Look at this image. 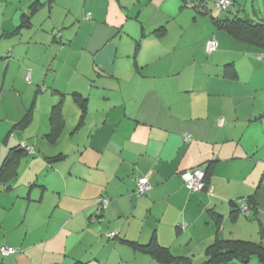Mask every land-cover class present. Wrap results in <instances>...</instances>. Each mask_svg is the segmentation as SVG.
Listing matches in <instances>:
<instances>
[{
    "label": "crops",
    "instance_id": "obj_1",
    "mask_svg": "<svg viewBox=\"0 0 264 264\" xmlns=\"http://www.w3.org/2000/svg\"><path fill=\"white\" fill-rule=\"evenodd\" d=\"M219 1L0 0V166L29 148L0 187V247L21 250L0 264H160L140 248L152 241L177 264L235 241L264 250V49L222 25L264 20V0ZM62 125L81 128L60 143ZM196 169L195 192L182 175Z\"/></svg>",
    "mask_w": 264,
    "mask_h": 264
},
{
    "label": "trees",
    "instance_id": "obj_2",
    "mask_svg": "<svg viewBox=\"0 0 264 264\" xmlns=\"http://www.w3.org/2000/svg\"><path fill=\"white\" fill-rule=\"evenodd\" d=\"M40 5L42 4L38 1L33 3V5L31 6V13L28 15L27 14L22 15L21 28L29 29L31 27L29 26L30 17L36 14ZM215 23L218 24L219 22L216 21ZM222 23H223L222 24L223 27L227 30V32L231 36L238 38L242 41L254 43L255 45H258L264 49V20L263 19L259 22H256L253 19L247 16H244L240 18L237 17V18L223 20ZM21 28H19V30H21ZM16 32L18 31H15L14 34H16ZM4 36H7V35H4ZM138 43L139 42H137V44ZM75 96L77 97L76 99L80 100V103L82 104V108H84L86 105L87 99L80 95H74V98ZM55 117L56 118L58 117L59 119V111L58 113L57 112L53 113L52 119L55 120ZM54 120H52L53 124H54ZM28 154L29 153H27V150H24V148L20 149V147H17L16 149L13 150V152L9 154V156L5 159V162L2 164V166H0V187L5 185L6 187H9V189L11 188V183H9L10 181L8 180H9V177H11V170L14 168L15 159L17 158L18 160L21 157H27ZM139 180H137L135 193L137 192V189H138L137 185H138ZM104 199H105L104 197L100 198L99 200L100 206L102 205L101 200H104ZM244 200H247L248 205L250 207V214H251L256 208L255 202L249 199H244ZM241 202L238 205L239 207H241ZM93 219L95 221L96 218H93ZM230 244L231 245L229 246H225V248L222 246L218 248H214L208 260L204 264H231L233 262H237L239 264H249L250 261H252L253 259H256L260 263L264 264V250L263 249L259 250L257 245L253 243L242 242V241H235V242H231ZM132 245H134V243H132ZM3 247H7V246H3ZM0 248H2V246ZM12 248L16 250L14 254L8 257H3L1 254L0 256L2 258H10V257H15L21 253L20 249H17L14 247ZM140 248L152 254L160 264H177V262L181 260L180 258L173 256V254L170 252L168 248L162 247L161 245H158L156 242H153V241L146 246H140Z\"/></svg>",
    "mask_w": 264,
    "mask_h": 264
},
{
    "label": "built area",
    "instance_id": "obj_3",
    "mask_svg": "<svg viewBox=\"0 0 264 264\" xmlns=\"http://www.w3.org/2000/svg\"><path fill=\"white\" fill-rule=\"evenodd\" d=\"M233 5L231 0H220L216 5L219 9L223 11H228V9ZM218 48V43L215 39H211L206 44V52L212 54ZM219 125H223V121L219 122ZM182 179L185 182V186L191 191H202L205 188V173L196 169L192 172H188L182 175ZM138 189L136 195L138 197L144 196L148 191L151 190V185L147 178L140 179L137 185ZM102 206H106L107 200H101ZM240 211L243 215L248 216L250 214V207L247 200L241 202ZM185 228V226H184ZM116 233H111L108 237H115ZM16 252L12 247H2L0 248V254L3 257H8Z\"/></svg>",
    "mask_w": 264,
    "mask_h": 264
},
{
    "label": "rangeland",
    "instance_id": "obj_4",
    "mask_svg": "<svg viewBox=\"0 0 264 264\" xmlns=\"http://www.w3.org/2000/svg\"><path fill=\"white\" fill-rule=\"evenodd\" d=\"M255 2H256V4H258L259 2H261V0H254ZM261 4V3H260ZM250 6H251V4H250ZM250 9H251V7H250ZM86 17L88 16V17H90L91 16V14H87V15H85ZM85 17V18H86ZM21 18V15L20 14H18L17 15V17H16V22H18L19 21V19ZM200 28H202L203 29V26L201 25V26H199ZM89 57L86 55V56H84V60L85 61H87V60H89L88 59ZM1 62V61H0ZM6 62H4L3 64H0V88H1V85L3 84V73L5 72V69H6V65H4ZM18 72H16V74H17ZM17 75H19L18 76V78H17V80H16V86L17 87H19V89L22 91L23 89L21 88V86H22V83H23V80H22V78H23V75L21 74V73H19V74H17ZM52 77L50 76V79H51ZM25 81V80H24ZM12 82H13V79L11 80L10 78H8L7 79V84H6V89L7 90H9L10 89V85H12ZM24 85V84H23ZM23 88H24V86H23ZM7 90H5V95H4V98H6V96L7 95H9V92L7 91ZM71 97L73 98V96L71 95ZM28 100V99H27ZM40 100H42L41 99V97L39 98V101ZM31 102V101H30ZM2 102H1V100H0V104H1ZM48 106L46 107V108H49V110H50V107H51V103H49V104H47ZM47 118H48V121L50 120V118H49V112L47 113ZM81 123V121H78V124H80ZM72 126V127H71ZM77 126V128L78 129H80L81 128V125H68L67 127H66V125H62V127H61V135L59 136V137H57V142H62V140L64 139V136L66 135V133H67V130L71 127V130H74L75 129V127ZM3 127V125H0V128H2ZM82 127H84V125H82ZM46 142V141H45ZM47 142H48V139H47ZM51 143V142H50ZM27 151H29V148H27L26 149Z\"/></svg>",
    "mask_w": 264,
    "mask_h": 264
},
{
    "label": "bare ground",
    "instance_id": "obj_5",
    "mask_svg": "<svg viewBox=\"0 0 264 264\" xmlns=\"http://www.w3.org/2000/svg\"><path fill=\"white\" fill-rule=\"evenodd\" d=\"M196 192V191H195Z\"/></svg>",
    "mask_w": 264,
    "mask_h": 264
}]
</instances>
